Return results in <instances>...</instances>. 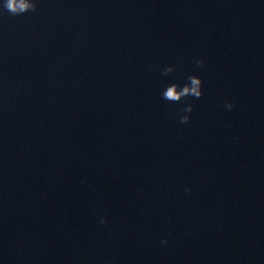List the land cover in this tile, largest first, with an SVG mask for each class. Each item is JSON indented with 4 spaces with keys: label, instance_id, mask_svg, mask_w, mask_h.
Returning a JSON list of instances; mask_svg holds the SVG:
<instances>
[{
    "label": "water",
    "instance_id": "water-1",
    "mask_svg": "<svg viewBox=\"0 0 264 264\" xmlns=\"http://www.w3.org/2000/svg\"><path fill=\"white\" fill-rule=\"evenodd\" d=\"M0 264H264V0L0 12Z\"/></svg>",
    "mask_w": 264,
    "mask_h": 264
},
{
    "label": "clouds",
    "instance_id": "clouds-1",
    "mask_svg": "<svg viewBox=\"0 0 264 264\" xmlns=\"http://www.w3.org/2000/svg\"><path fill=\"white\" fill-rule=\"evenodd\" d=\"M38 6V0H0V12L6 11L9 12L13 15H20L27 13L31 10L36 9ZM200 64L204 63L203 59H198L197 61ZM194 86L189 88L188 91L196 94L197 96L202 94V89L201 85L203 83L202 79L200 77H194ZM168 98L176 99L179 98V93L176 92L175 89L172 90V92L166 94ZM232 103H228L226 108L228 110H231L233 108ZM191 110L189 109V112ZM191 117L189 115H185L182 118V123H187ZM186 192L191 191V187H187L185 189ZM101 223H106L107 222V217H104L100 221ZM163 243H167V238L163 241Z\"/></svg>",
    "mask_w": 264,
    "mask_h": 264
}]
</instances>
